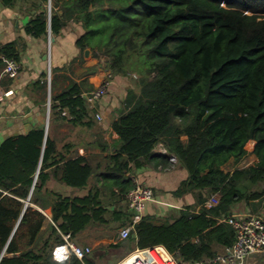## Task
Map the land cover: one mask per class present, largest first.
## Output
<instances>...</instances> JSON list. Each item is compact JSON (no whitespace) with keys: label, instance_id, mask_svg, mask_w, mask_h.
Here are the masks:
<instances>
[{"label":"trees","instance_id":"16d2710c","mask_svg":"<svg viewBox=\"0 0 264 264\" xmlns=\"http://www.w3.org/2000/svg\"><path fill=\"white\" fill-rule=\"evenodd\" d=\"M51 2L49 20L45 10L36 13L25 25L28 34L44 36L49 28L56 36L73 19L83 28L75 40L81 55L86 49L93 57L103 55V67L113 76L138 75L111 121L114 150L95 164L71 153L70 145L58 148L44 125L1 140L0 253L11 238L0 264L108 259L120 240L98 245L83 260L72 255L56 261L52 250L64 242L62 234L79 242L88 228L130 223L132 173L150 163L168 166V154L186 172L172 193H194L200 208L185 206L173 218L144 212L128 238L138 247L162 244L191 262L231 245L234 229L219 217L240 202L252 213L264 203V0ZM0 55L18 61L15 43L1 45ZM93 88L87 79H69L51 95L50 121L58 116L74 127H92L96 118L81 93ZM158 143L166 153L155 151ZM249 154L257 157L255 163L223 169L229 160L238 163ZM90 179L94 187L84 195H65L51 183L84 188ZM32 186L29 201L36 208L25 206ZM207 191L219 194L216 205H205Z\"/></svg>","mask_w":264,"mask_h":264},{"label":"crops","instance_id":"0c3cea01","mask_svg":"<svg viewBox=\"0 0 264 264\" xmlns=\"http://www.w3.org/2000/svg\"><path fill=\"white\" fill-rule=\"evenodd\" d=\"M48 2L52 7L51 0L46 3L38 0H13L10 4L0 0V46L15 43L20 65L18 75L11 78L3 70L5 57L0 55L3 62L0 64V142L8 136L27 133L39 125L45 126L48 117V129L56 139L57 147L70 145L71 153L87 156L95 164L114 150L116 139L111 132V121L119 116L129 84L128 79L113 76L107 95L93 107L88 105L92 109L90 116L99 112L103 118L96 119L92 127H74L68 123V118L61 119L58 116L50 121L52 94L65 88L69 79L76 82L87 79L95 88L102 80L105 69L103 63L93 57L89 49L88 52L80 54L75 40L83 33V28L73 19H70L67 26L56 36L49 28L46 35L40 37L25 31L26 23L42 10L46 11L49 20L51 13H48ZM91 66H96V71L93 74L86 73L85 69ZM44 74L46 76H43ZM63 115H67L66 112ZM101 145H106L105 150H100ZM155 151L166 153L162 143L157 144ZM167 161L169 165L166 167L150 163L132 173L136 184L149 186L154 191V199L148 203L144 212L173 218L188 205L197 211L200 206L195 204L194 193L187 192L181 196L172 193L186 177V172L177 162L170 160L169 154ZM256 161L257 157L249 154L238 163L229 160L223 169L232 171L236 167L250 165ZM51 183L52 188L65 195H84L94 187L93 179H90L84 188L63 186L55 181ZM209 193L211 192L207 191V196ZM232 211L250 212L243 202L232 207ZM255 213L264 214V203ZM122 226H118L116 230L120 240L119 230ZM98 239L103 244L107 241L101 236ZM222 249L223 247L218 248L217 253Z\"/></svg>","mask_w":264,"mask_h":264},{"label":"built area","instance_id":"2783aa9c","mask_svg":"<svg viewBox=\"0 0 264 264\" xmlns=\"http://www.w3.org/2000/svg\"><path fill=\"white\" fill-rule=\"evenodd\" d=\"M51 10L48 2V13ZM100 62L104 56L99 55ZM4 72L11 78H15L19 72V62L12 58L4 59ZM113 75L109 70H104V76L99 84L90 92H83L81 96L91 107L105 97L111 85ZM65 114V112H63ZM94 117L103 120L99 112ZM170 160L176 162L173 154ZM153 199L152 188L142 184H136L127 193L128 207L132 212V220L119 230L121 239H127L133 232L134 225L142 218L146 205ZM219 201L218 193H209L205 205L214 206ZM220 221L230 224L235 232V239L231 245L223 247L222 251L212 257H205L199 261H180L162 244H153L145 247H134L113 264H264V214L248 211H231L221 215ZM64 242L56 245L52 250V258L63 261L74 255L80 260L91 253L90 246L78 245L70 234H62Z\"/></svg>","mask_w":264,"mask_h":264},{"label":"rangeland","instance_id":"374dc122","mask_svg":"<svg viewBox=\"0 0 264 264\" xmlns=\"http://www.w3.org/2000/svg\"><path fill=\"white\" fill-rule=\"evenodd\" d=\"M132 74V78L129 77L128 79V83L132 81V79H135L137 77V73H135L133 75ZM131 76V75H130ZM47 131H48V127H47ZM63 186H65L64 184H62ZM154 198V195H153ZM30 201H29V205H30ZM31 206H33L34 208H36V206H34V204L31 203ZM46 212V211H45ZM46 215L49 216L46 212ZM117 223L115 222H111L108 226L105 227H92V228H88L87 231H85L84 233H82L79 237L78 240H73L75 243H77L78 245H83V246H90L91 248V255H92V251L100 244H103V242H99V237L101 236L102 238H106V243L108 244L110 242H115L118 239V235H117ZM104 244V245H105ZM136 246V242L135 240H133L132 238H127V239H121L120 243L117 247L112 249V252L110 253V256L108 259H104L102 260V262L100 264H113L115 261H117L118 259H120L121 257H123L127 252H129L130 250H132L134 247Z\"/></svg>","mask_w":264,"mask_h":264},{"label":"water","instance_id":"95a60500","mask_svg":"<svg viewBox=\"0 0 264 264\" xmlns=\"http://www.w3.org/2000/svg\"><path fill=\"white\" fill-rule=\"evenodd\" d=\"M49 13H50V11H49ZM86 52H88V49L85 50V53H86ZM47 127H48V117H47L46 124H45V135L47 134ZM40 164H41V159H40L39 164H38V168H37V171H36V176H37V174H38V172H39ZM32 189H33V186L31 187V190H30L29 196H28L27 200L25 201V206H27V204L29 203V198H30V196H31ZM24 209H25V207H24ZM24 209H23V210H24ZM39 210H40V209H39ZM22 212H23V211H22ZM21 215H22V214H21ZM21 215L19 216L18 221L16 222V225H15L14 229H15L16 226L18 225ZM10 238H11V236L9 237L7 243L9 242ZM7 243H6V245H7ZM6 245H5V247L3 248L2 252L0 253V256L4 253L5 248H6ZM178 259H179L180 261L183 260L181 257H179Z\"/></svg>","mask_w":264,"mask_h":264}]
</instances>
